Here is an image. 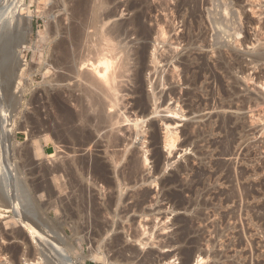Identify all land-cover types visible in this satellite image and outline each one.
Returning a JSON list of instances; mask_svg holds the SVG:
<instances>
[{"label":"rangeland","instance_id":"obj_1","mask_svg":"<svg viewBox=\"0 0 264 264\" xmlns=\"http://www.w3.org/2000/svg\"><path fill=\"white\" fill-rule=\"evenodd\" d=\"M10 1L0 0V9H6ZM79 1L26 0L27 8L22 13L23 18L32 19L33 48L22 53L28 66L20 96L12 99L4 94L5 78L0 72V183H4L10 198L9 204L0 199V264H61L55 259L57 253H61L65 264H148L150 260L149 264H197L201 251L205 257L202 264H264V62L253 61L255 50L264 41V31H260L264 0ZM105 22H109L106 28L113 23L127 25L130 35L139 29L151 35L146 41H137L135 35L123 36V47L128 51L146 49L145 69L137 85L133 73L139 66L134 60L130 62L132 72L120 80L123 89L119 99L123 102H119L117 111L114 109L119 113L108 108L103 117L84 95L86 84L74 79L59 81L69 74L55 64L57 45L73 26L88 25L87 40L95 37V42L97 29ZM57 24L61 33L55 36L52 29L56 32ZM259 39L254 48L252 43ZM93 41H87L86 47L91 46L94 53ZM196 72L201 75L198 84H193ZM255 101L262 103L263 110ZM167 107L177 112L181 108L184 117H174ZM144 109L145 116L141 114ZM1 111L7 112L8 119L11 117L12 132L4 131ZM112 114H121L117 117L120 124H111ZM137 114L145 117L142 128H136L133 122ZM125 116L131 117V123L125 122ZM165 123L171 131H177L171 155L165 145ZM114 136L127 140V150L111 147ZM53 153L59 158L51 159ZM113 156H119L120 161ZM53 169L58 172H51ZM113 194L119 197L115 207L107 211ZM40 231L49 237H44L48 238L46 242L56 240L60 244L61 248L55 247L57 253L53 255L38 246ZM117 240L125 247L112 248ZM93 254L103 260H94Z\"/></svg>","mask_w":264,"mask_h":264},{"label":"bare ground","instance_id":"obj_2","mask_svg":"<svg viewBox=\"0 0 264 264\" xmlns=\"http://www.w3.org/2000/svg\"><path fill=\"white\" fill-rule=\"evenodd\" d=\"M62 1V0H61ZM81 1H88V0H81ZM81 1H79V2H81ZM130 1V0H129ZM188 1V0H187ZM64 2V1H63ZM68 2V1H67ZM73 2V1H72ZM97 2H99V1H97ZM102 2H103V0H102ZM193 2V1H192ZM191 2V3H192ZM56 3H58V2H56ZM60 3V2H59ZM105 3H107V2H105ZM254 3V2H253ZM3 4V3H2ZM71 4V3H70ZM87 4V3H86ZM94 4V3H93ZM185 4V3H184ZM187 4V3H186ZM194 4V3H193ZM196 4V3H195ZM256 4V3H255ZM260 4H262V3H260ZM7 5H9L7 8L6 7H3V8H6V9H2V7H1V9H0V54H1V56H0V61L2 62V69H1V67H0V72H1V74L4 76V78H5V84H6V90H5V92H4V94L5 95H7V96H9V98H14V97H16V96H20V93L23 91L22 89H23V87H24V83H23V77H24V74H25V71H26V69H27V66H28V64H27V62H25V61H23L22 60V53H23V51H25V50H30V49H32L33 47H32V44H31V42H30V31L32 30V19H31V17H28L27 19H25V18H23V11L27 8V3H26V0H11L10 1V4L8 3ZM103 5V4H102ZM101 5V6H102ZM227 5V4H226ZM61 6H63L64 7V5H61ZM78 6V5H77ZM82 6V5H81ZM104 6V5H103ZM110 6H111V4H110ZM134 6H136V5H134ZM197 6V5H196ZM251 6V5H250ZM258 6V5H257ZM82 7H84V6H82ZM90 7H91V5H90ZM99 7V6H98ZM108 7V6H107ZM120 7H122V6H120ZM140 8H141V6H139ZM177 7V6H176ZM225 7V6H224ZM262 6H260V8H261ZM65 8V7H64ZM86 8V7H85ZM112 8V7H111ZM136 8H137V6H136ZM163 8V7H162ZM188 8V7H187ZM196 8V7H195ZM57 9V8H56ZM107 9V8H106ZM105 9V10H106ZM128 9V8H127ZM135 9V8H134ZM262 10H261V13H260V15L261 16H264V11H263V7L261 8ZM63 10V9H62ZM79 10V9H78ZM100 11H101V9H99ZM98 10V11H99ZM105 10H104V12H105ZM192 10V9H191ZM254 10V9H253ZM255 10H257V9H255ZM57 11H58V9H57ZM56 11V12H57ZM70 11V10H69ZM103 11V10H102ZM107 11V10H106ZM110 11V10H109ZM130 11V10H129ZM226 11V10H225ZM240 11V10H239ZM60 12H62V11H60ZM108 12V11H107ZM143 12H145V11H143ZM191 12V11H190ZM242 12H243V10H242ZM253 12V11H252ZM256 12V11H255ZM67 13V12H66ZM106 13V12H105ZM115 13V12H114ZM183 13V12H182ZM94 14V13H93ZM96 14V13H95ZM142 14V13H141ZM175 14V13H174ZM240 14V13H239ZM238 14V15H239ZM258 14V13H257ZM73 15V14H72ZM81 15V14H80ZM90 15V14H89ZM89 15H88V17H89ZM99 15V14H98ZM111 15V14H110ZM117 15V14H116ZM197 15V14H196ZM242 15V14H241ZM245 15V14H244ZM254 15V14H253ZM252 15V16H253ZM256 15V14H255ZM67 16V15H66ZM91 16H92V14H91ZM77 17V16H76ZM80 17V16H79ZM94 17V16H93ZM93 17H91V19L93 18ZM98 17V16H97ZM101 17V16H100ZM62 18V17H61ZM134 18H135V16H134ZM134 18H133V20H134ZM260 18V17H259ZM77 19H80V18H77ZM104 19V18H103ZM216 19V18H215ZM65 20V19H64ZM109 20V19H108ZM168 20V19H167ZM190 20H191V18H190ZM93 21H95V20H93ZM117 21V20H116ZM132 21V20H131ZM163 21V20H162ZM162 21H161V23H162ZM195 21V20H194ZM54 22V21H53ZM59 22V21H58ZM66 22V21H65ZM86 22V21H85ZM98 22V21H97ZM101 22V21H100ZM125 22V21H124ZM136 22V21H135ZM139 22V21H138ZM215 22V21H214ZM242 22V21H241ZM240 22V23H241ZM84 23V22H83ZM88 23V22H87ZM106 23L107 22H105L101 27H98V29H97V39H96V43L93 41L94 40V38L95 37H93L91 40L96 44L95 46H94V53H93V51L91 52V46H89V48L90 49H87V47H86V45L88 44V42L87 41H90L89 43H92V41L91 40H87V30H86V28H87V26H86V24H82V26H80V27H78V26H73L74 28H73V30H69V31H71V32H69L68 33V35H67V38L65 37V39L64 40H62L61 42H59V44L57 45V48H56V50L58 51L57 52V54H58V57H57V61H56V64H55V66L57 67V68H62L63 70H65L68 74H69V76H63V77H60V78H58V80L59 81H67V80H71V81H73V79L74 80H78L80 83L82 82V84H86V86H84L83 87V89H86V91H83L84 92V95L87 97V99L88 98H90V101L92 100L93 102H94V105H95V107L96 108H98V113L97 114H99V115H101L102 113H105V111H106V109H110V112H113V111H117V107L119 108V102H123V101H120V97H119V95L121 94V92H122V87H121V79H123V78H125V76L126 75H128V74H130L131 72H132V70L129 68V66H130V62L131 61H136L137 62V66H139V68L137 69V70H135V72L133 73L134 74V78H135V80L137 81V85H139L140 83H141V81H140V79H141V74H142V72H143V70L145 69V64H144V60H145V54H146V49L145 48H143V50L142 51H139L138 49H129V51L126 49V47H123L124 45L123 44H126V43H124L123 42V36H128V35H130L129 34V32H128V30H127V28H126V26L123 24V23H113L112 25H111V27H109V28H106V26L107 25H109L108 23H107V25H106ZM129 23V22H128ZM243 23V22H242ZM258 23H260V21H258ZM60 24V23H59ZM59 24H57L58 26H56L58 29H56L55 28V30H57L56 32L54 31V28L52 29L53 30V32H54V34L53 35H55V36H57V34L58 33H61V30H60V25ZM81 24V23H80ZM101 24V23H100ZM131 24H133V25H135V23H131ZM140 24H142V23H140ZM166 24V23H165ZM216 24V23H215ZM246 24V23H245ZM257 24V23H256ZM261 24V23H260ZM62 25V24H61ZM70 25V24H69ZM75 25V24H74ZM156 25V24H155ZM161 25V24H160ZM164 25V24H163ZM220 25V24H219ZM242 25V24H241ZM51 26V25H50ZM129 26V25H128ZM157 26V25H156ZM252 26H253V24H252ZM256 26V25H255ZM259 26V25H258ZM257 26V27H258ZM53 27V26H52ZM92 27V26H91ZM169 27V26H168ZM172 27V26H171ZM224 27V26H223ZM260 27V26H259ZM258 27V28H259ZM92 28H94V27H92ZM130 28V27H129ZM158 28V27H157ZM219 28V27H218ZM222 28V27H221ZM257 28V29H258ZM65 29V28H64ZM162 29V28H161ZM170 28H168V30H169ZM185 29V28H184ZM226 29V28H225ZM89 30V29H88ZM96 30V29H95ZM137 30V29H136ZM153 30V29H152ZM167 30V29H166ZM220 30V29H219ZM170 31V30H169ZM185 31V30H184ZM255 31V30H254ZM260 31H264V20H263V22H262V25H261V28H260ZM259 31V32H260ZM51 32V31H50ZM53 32H51V33H53ZM91 32V31H90ZM161 32V31H160ZM50 33V34H51ZM88 33H89V31H88ZM94 33V32H93ZM92 33V34H93ZM131 33V32H130ZM151 33H152V31H151ZM226 33V32H225ZM264 33V32H263ZM67 34V33H66ZM96 34V33H95ZM160 34V33H159ZM162 34V33H161ZM163 34H165L164 32H163ZM167 34V33H166ZM257 34H259V33H257ZM52 35V36H53ZM90 35H91V33H90ZM90 35H89V37H90ZM132 35H135L136 36V40L137 41H146L147 40V37H149L151 34H149V36L147 35V32H145V31H142V30H140L139 29V31L137 30V31H135V32H133L130 36H132ZM193 35V34H192ZM163 36V35H162ZM161 36V37H162ZM165 36V35H164ZM170 36V35H169ZM62 37H63V35H62ZM160 37V36H159ZM252 37V36H251ZM250 37V38H251ZM127 38H130L129 36L127 37ZM126 38V39H127ZM247 38V37H246ZM256 38V37H255ZM262 38H264V37H262ZM160 39V38H159ZM49 40V39H48ZM135 40V41H136ZM157 40V39H156ZM260 40L261 39H259V41H256L255 43H252V46L255 48L256 47V45L258 44V43H260ZM126 41V40H125ZM130 41V40H129ZM136 41V42H137ZM163 41V40H162ZM175 41V40H174ZM187 41V40H186ZM186 41L184 40V42L186 43ZM190 41V40H189ZM239 41V40H238ZM243 41V40H242ZM262 42H263V44L262 43H260V45L258 46V48L255 50L256 51V53L254 52V50H252L256 55H254L255 57H253V61L254 62H264V41L263 40H261ZM157 42V41H156ZM164 42V41H163ZM183 42V43H184ZM191 42V41H190ZM195 42V41H194ZM250 42V41H249ZM142 43V42H141ZM159 43H160V41H159ZM169 43V42H168ZM173 43V42H172ZM176 43V42H175ZM37 44V43H36ZM132 44V43H131ZM130 44V45H131ZM135 44V43H134ZM137 44V43H136ZM163 44V43H162ZM179 44V43H178ZM235 44H237V43H235ZM251 44V43H250ZM262 44V45H261ZM89 45H91V44H89ZM128 46H130L129 44H127ZM181 45H183V44H181ZM180 45V46H181ZM202 45V44H201ZM240 45V44H239ZM127 46V47H128ZM159 46H160V44H159ZM168 46V45H167ZM199 46V45H198ZM237 46V45H236ZM146 47V46H145ZM188 47V46H187ZM186 47V48H187ZM190 47V46H189ZM193 47V46H192ZM36 48V47H35ZM55 48V47H54ZM53 48V49H54ZM93 48V47H92ZM130 48V47H129ZM140 48V47H139ZM148 48V47H147ZM180 48V47H179ZM238 48V47H237ZM36 50V49H35ZM125 50H127L128 52L127 53H125ZM187 50V49H186ZM34 51V50H33ZM165 51H166V48H165ZM172 51V50H171ZM184 51V50H183ZM178 52V51H177ZM248 52V51H247ZM250 52V51H249ZM253 53V54H254ZM55 54V53H54ZM56 54V55H57ZM221 55V54H220ZM193 56V55H192ZM233 56V55H232ZM238 56V55H237ZM167 57V56H166ZM177 57V56H176ZM189 57V56H188ZM222 57V56H221ZM165 58V57H164ZM233 58V57H232ZM163 59V58H162ZM196 59V58H195ZM238 59V58H237ZM251 59V58H250ZM56 60V59H55ZM154 60V59H153ZM156 60V59H155ZM224 60V59H223ZM169 61V60H168ZM146 62V61H145ZM199 62V61H198ZM156 63V62H155ZM185 63V62H184ZM159 64V63H158ZM157 64V65H158ZM188 64V63H187ZM199 64V63H198ZM249 64V63H248ZM264 64V63H263ZM149 65V64H148ZM155 65V64H154ZM221 65V64H220ZM147 66V65H146ZM188 66V65H187ZM237 66V65H236ZM252 66V65H251ZM149 67V66H148ZM200 67V66H199ZM208 67V66H207ZM228 67V66H227ZM135 68V67H134ZM176 68V67H175ZM192 68V67H191ZM202 68V67H201ZM201 68H198L199 70H202ZM223 68H225V66L223 67ZM241 68V67H240ZM177 69V68H176ZM204 69V68H203ZM210 69V68H209ZM255 69V68H254ZM190 70V69H189ZM197 70V69H196ZM47 71H48V73H51V71L50 70H48L47 69ZM46 71V72H47ZM54 71H56V70H54ZM206 71V70H205ZM193 72V71H192ZM209 72V71H208ZM204 73V72H203ZM52 74V73H51ZM132 74V75H133ZM190 74V73H189ZM246 74V73H245ZM54 75V74H53ZM56 75V74H55ZM200 75L201 74H199L198 72H196V74H194V76H193V80H192V83L193 84H196L197 82H198V80H199V78H200ZM207 75V74H206ZM209 75V74H208ZM207 75V76H208ZM255 76V75H254ZM52 77V76H51ZM59 77V76H58ZM127 78V77H126ZM129 79H130V77H128ZM54 79V78H53ZM128 79V80H129ZM173 79V78H172ZM249 79V78H248ZM131 80V79H130ZM211 80V79H210ZM246 80V79H245ZM259 80H260V78H259ZM58 81V82H59ZM70 81V82H71ZM124 81V80H123ZM127 81V80H126ZM165 81V80H164ZM3 82V81H2ZM52 82H54V81H52ZM69 82V83H70ZM32 83V82H31ZM62 83V82H61ZM65 83V82H64ZM72 83V82H71ZM128 83V82H127ZM130 83V82H129ZM57 84V83H56ZM74 84V83H73ZM198 84V83H197ZM67 85H68V83H67ZM69 85H71V84H69ZM76 85V84H75ZM129 85V84H128ZM136 85V86H137ZM190 85V84H189ZM258 85V84H257ZM259 85H260V83H259ZM1 86V85H0ZM4 86V85H3ZM64 86V85H63ZM141 86V85H140ZM67 87V86H66ZM71 87H72V85H71ZM82 87V86H81ZM86 87V88H85ZM2 88V87H1ZM0 88V89H1ZM5 88V87H4ZM59 88H61V87H59ZM70 88V87H69ZM129 88V87H128ZM143 88V87H142ZM141 88V89H142ZM163 88H164V86H163ZM259 88V87H258ZM263 88H264V84H263ZM76 89V88H75ZM82 89V90H83ZM208 89V88H207ZM79 90H81V89H79ZM172 90V89H171ZM139 91H140V89H138V90H136L135 92L136 93H139ZM143 91V90H142ZM261 91V90H260ZM55 92H56V90H55ZM59 92V91H58ZM130 92V91H129ZM155 92V91H154ZM72 93V92H71ZM81 93H82V91H81ZM261 93V92H260ZM52 94V93H51ZM75 94V93H74ZM131 94V93H130ZM172 94V93H171ZM56 95V94H55ZM81 95V94H80ZM126 95V94H125ZM137 95V94H136ZM154 95V94H153ZM68 96H70V95H68ZM124 96V95H123ZM148 96V95H147ZM224 96V95H223ZM81 97V96H80ZM134 97V96H133ZM214 97V96H213ZM227 97V96H226ZM264 97V96H263ZM84 98V97H83ZM148 98H149V96H148ZM152 98V97H151ZM225 98V97H224ZM231 98V97H230ZM53 99V98H52ZM67 99V98H66ZM71 99V98H70ZM241 99V98H240ZM257 99V98H256ZM65 100V99H64ZM161 100V99H160ZM13 101V100H12ZM18 101V100H17ZM67 101V100H66ZM71 101V100H70ZM84 101V100H83ZM88 101V100H87ZM148 100H146V102H147ZM151 101V100H150ZM157 101V100H156ZM200 101V100H199ZM248 101V100H247ZM10 102H11V100H10ZM14 102H16L15 100H14ZM13 102V103H14ZM134 102V101H133ZM141 102V101H140ZM245 102V101H244ZM256 102V101H255ZM77 103V102H76ZM90 103V102H89ZM150 103V102H149ZM16 104V103H15ZM59 104V103H58ZM123 104V103H122ZM130 104V103H129ZM160 104V103H159ZM164 104V103H163ZM262 103H260V101H258V102H256V106L258 107V106H260L259 108L260 109H262L263 110V108H261V105ZM12 105V104H11ZM147 105V104H146ZM145 105V106H146ZM149 105V104H148ZM168 105V104H167ZM178 105V104H177ZM192 105H193V103H192ZM233 105V104H232ZM13 106V105H12ZM82 106V105H81ZM85 106V105H84ZM123 106V105H122ZM151 106V105H150ZM156 106V105H155ZM164 106V105H163ZM162 106V107H163ZM227 106V105H226ZM264 106V105H263ZM86 107V106H85ZM92 107V106H91ZM132 107V106H131ZM149 107V106H148ZM71 108V107H70ZM82 108V107H81ZM93 108V107H92ZM91 108V109H92ZM121 108V107H120ZM125 108V107H124ZM134 108V107H133ZM165 108V107H164ZM171 108H173V107H171ZM171 108H169V107H167V112L168 113H171V114H173L174 115V117H179L180 116V112L181 111H183V110H181L180 112H179V109H181V108H178V112H177V110L176 111H174V109H171ZM208 108V107H207ZM225 108V107H224ZM252 108V107H251ZM250 108V111L251 110H254V108L253 109H251ZM78 109V108H77ZM90 109V108H89ZM115 109V110H114ZM126 109V108H125ZM125 109H123V110H125ZM160 109V108H159ZM158 109V110H159ZM161 109H163V108H161ZM166 109V108H165ZM176 109V108H175ZM221 109V108H220ZM247 109V108H246ZM256 109V108H255ZM258 109V108H257ZM14 110V109H13ZM81 110V109H80ZM119 110V109H118ZM121 110V109H120ZM134 110V109H133ZM149 110H151V109H149ZM154 110H155V108H154ZM153 110V111H154ZM158 110L156 111V112H154L153 114H156V113H158ZM205 110V109H204ZM211 110V109H210ZM214 110V109H213ZM248 110H249V108H248ZM7 111V110H6ZM6 111H1L2 112V114H1V121H2V126H3V129H4V131L5 132H12V128L14 127V125H13V121H12V119H11V117H10V119H8L9 117H8V114H6L7 112ZM86 111V110H85ZM108 111V110H107ZM115 111V113H117ZM152 111V112H153ZM165 111V110H164ZM215 111V110H214ZM227 111V110H226ZM226 111H225V113H226ZM89 112V111H88ZM134 112V111H133ZM132 112V113H133ZM146 112H147V109H144V111H143V113L141 112V114H144V116H145V114H146ZM151 112V113H152ZM193 112V111H192ZM205 112V111H204ZM211 112V111H210ZM264 112V111H263ZM67 113V112H66ZM80 113V112H79ZM91 113V112H90ZM95 113H96V111H95ZM119 113V112H118ZM117 113V114H118ZM124 113V112H123ZM88 114V113H87ZM86 114V115H87ZM116 114V115H117ZM121 114H122V111H121ZM120 114V115H121ZM140 114V113H139ZM258 114H261V113H258ZM79 115V114H78ZM93 115V114H92ZM105 115V114H104ZM104 115L102 114V116L104 117ZM107 115V114H106ZM109 115V114H108ZM120 115H117V116H115V115H111L110 116V118H111V124H113V126L114 125H118V124H120L121 122H119L120 120L118 119L119 117L118 116H120ZM124 115H126V114H124ZM123 115V116H124ZM210 115V114H209ZM254 115V114H253ZM88 116V115H87ZM102 116H101V118H102ZM136 117H135V121H133L134 123H135V127L137 128L142 122V119L143 118H145L144 116H142L143 118H141L138 114L137 115H135ZM147 116V115H146ZM63 117V116H62ZM98 117V116H97ZM100 117V116H99ZM98 117V118H99ZM109 117V116H108ZM118 117V118H117ZM148 117V116H147ZM184 116L181 114V116H180V118H183ZM263 117H264V115H263ZM88 118H90V117H88ZM96 118V117H95ZM125 118H126V120H125V122L126 121H128V122H130L131 123V119H128V118H131V117H126L125 116ZM168 118H172V117H168ZM105 119V118H104ZM229 119V118H228ZM254 119V118H253ZM83 120V119H82ZM98 121H99V119H97ZM103 120V119H102ZM110 120V119H109ZM117 120H119V121H117ZM122 120V119H121ZM134 120V119H133ZM169 120V119H168ZM227 120V119H226ZM75 121V120H74ZM105 121H107V120H105ZM105 121H104V123H105ZM261 121V120H260ZM264 121V120H263ZM66 122V121H65ZM78 122V121H77ZM80 122V121H79ZM88 122V121H87ZM91 122V121H90ZM97 122V121H96ZM168 122V121H167ZM74 123V122H73ZM81 123H83V122H81ZM99 123V122H98ZM107 123V122H106ZM123 123H124V120H123ZM127 123V122H126ZM227 123V122H226ZM262 123V122H261ZM89 124V123H88ZM144 124V123H143ZM164 124V123H163ZM169 123H165V125H166V131H167V137L165 136V138L164 139H166V148L169 150L168 151V153L170 154V150H172V149H174L175 148V144H176V141H175V139H174V135L176 136V133L175 132H177V131H175V132H173V131H171V129H170V125H168ZM82 125V124H81ZM92 125V124H91ZM99 125H102V123L100 124L99 123ZM104 125V124H103ZM223 125V124H222ZM88 126H90V125H88ZM109 126H110V123H109ZM141 126V125H140ZM139 126V127H140ZM224 126V125H223ZM253 126V125H252ZM260 126V125H259ZM99 127H101V126H98V128ZM143 126H141V128H142ZM104 128V127H103ZM105 128H107V127H105ZM111 128H112V126H111ZM115 128V127H114ZM113 128V129H114ZM155 128V127H154ZM36 129V128H35ZM84 129V128H83ZM100 129V128H99ZM98 129V130H99ZM237 129V128H236ZM238 129H239V127H238ZM40 130V129H39ZM48 130V129H47ZM97 130V131H98ZM100 130H102V129H100ZM41 131V130H40ZM110 131V130H109ZM122 131V130H121ZM38 132V131H37ZM48 132V131H47ZM46 132V133H47ZM81 132V131H80ZM96 132V131H95ZM185 132V131H184ZM49 133H50V131H49ZM84 133V132H83ZM101 133H102V131H101ZM110 133V132H109ZM108 133V134H109ZM129 133V132H128ZM139 133V132H138ZM144 133V132H143ZM261 133V132H260ZM43 134V133H42ZM41 134V135H42ZM141 134V133H140ZM255 134V133H254ZM263 134H264V126H263ZM37 135V134H36ZM91 135V134H90ZM110 136V135H109ZM131 136V135H130ZM197 136V135H196ZM84 137V136H83ZM104 137V136H103ZM154 137V136H153ZM201 137V136H200ZM74 138V137H73ZM101 138V137H100ZM110 138H112V137H110ZM109 138V139H110ZM196 138V137H195ZM194 138V139H195ZM255 138V137H254ZM106 139V138H105ZM113 139V138H112ZM121 139H123V138H121ZM121 139H119L118 137H115L114 136V139L113 140H111V143L110 144H112V146L111 147H114V149L116 148L117 149V147H119V146H122V147H124V149H126L127 150V148L129 147V143H128V145L126 144L125 145V142L127 141H123V140H121ZM127 139V138H126ZM138 139V138H137ZM158 139H159V137H158ZM231 139V138H230ZM242 139V138H241ZM75 140V139H74ZM82 141H83V139H82ZM187 141V140H186ZM229 141V140H228ZM233 141V140H232ZM243 141V140H242ZM89 142H90V140H89ZM165 142V141H164ZM193 142V141H192ZM82 143V142H81ZM105 143V142H104ZM133 143V142H132ZM195 143V142H194ZM90 144V143H89ZM155 144V143H154ZM38 145V144H37ZM99 145V144H98ZM153 145V144H152ZM218 145V144H217ZM131 146V145H130ZM242 146V145H241ZM244 146V145H243ZM56 147V146H55ZM87 147V146H86ZM89 147V146H88ZM189 147H191V146H189ZM90 148V147H89ZM88 148V149H89ZM165 148V149H166ZM55 149V148H54ZM113 149V148H112ZM119 149V148H118ZM117 149V150H118ZM122 149V148H121ZM130 149V148H129ZM251 149V148H250ZM34 150V149H33ZM85 150V149H84ZM95 150V149H94ZM83 151V150H82ZM153 151V150H152ZM84 152V151H83ZM105 152V151H104ZM75 153V152H74ZM87 153H90V152H87ZM54 154V153H53ZM58 154V153H57ZM76 154V153H75ZM74 154V155H75ZM112 154V153H111ZM114 154H116V155H118V153H117V151H116V153H114ZM113 154V155H114ZM83 155V154H82ZM115 155V156H116ZM171 155V154H170ZM51 156V157H50ZM50 156H48V157H50L51 159L55 156V154L54 155H50ZM67 156V155H66ZM68 156H70V155H68ZM56 157V156H55ZM54 157V158H55ZM58 157V156H57ZM56 157V158H57ZM72 157V156H71ZM75 157V156H74ZM104 157H106L105 155H104ZM114 157V156H113ZM118 157V159L117 160H119V156H117ZM117 157H114V158H117ZM125 157V156H124ZM42 158V157H41ZM59 158V157H58ZM64 158V157H63ZM110 158V157H109ZM46 159H47V157H46ZM67 159V158H66ZM75 159V158H74ZM38 160H41V159H38ZM48 160V159H47ZM57 160V159H56ZM73 160V159H72ZM116 160V159H115ZM133 160H134V158H133ZM146 160V159H145ZM62 161V160H61ZM114 161V160H113ZM120 161V160H119ZM122 161V160H121ZM135 161V160H134ZM146 161H148V159L146 160ZM52 162V161H51ZM88 162V161H87ZM86 162V163H87ZM39 163V162H38ZM41 163V162H40ZM47 163H48V161H47ZM74 163V162H73ZM118 163V162H117ZM49 164H51V163H49ZM58 164V163H57ZM64 164V163H63ZM67 164H68V162H67ZM90 164V163H89ZM116 164V163H115ZM56 165V164H55ZM82 165V164H81ZM87 165V164H86ZM111 165V164H110ZM121 165V164H120ZM52 166V165H51ZM67 166V165H66ZM71 166V165H70ZM112 166V165H111ZM39 167V166H38ZM57 167V166H56ZM116 167V166H115ZM126 167V166H125ZM137 167V166H136ZM42 168V167H41ZM47 168V167H46ZM81 168H82V166H81ZM90 168V167H89ZM56 169V168H55ZM58 170L60 169L59 167L57 168ZM68 169H69V167H68ZM76 169H77V167H76ZM107 169H108V167H107ZM122 169V168H121ZM47 170V169H46ZM58 170H54L53 169V171H51V172H58ZM132 170V169H131ZM114 171V170H113ZM62 172V171H61ZM115 172V171H114ZM132 172V171H131ZM136 172V171H135ZM32 173V172H31ZM60 173V172H59ZM71 173V172H70ZM79 173V172H78ZM77 172H76V174H78ZM95 173H96V171H95ZM118 173V172H117ZM128 173H130V172H128ZM52 174H54V173H52ZM51 174V175H52ZM75 174V175H76ZM101 174V173H100ZM116 174V173H115ZM127 174V173H126ZM138 174V173H137ZM136 174V175H137ZM40 175V174H39ZM41 175H43V174H41ZM58 175V174H57ZM64 175V174H63ZM108 175V174H107ZM117 175V174H116ZM128 175V174H127ZM135 175V174H134ZM31 176V175H30ZM59 176V175H58ZM61 176V175H60ZM59 176V177H60ZM80 176V175H79ZM35 177V176H34ZM50 177V176H49ZM54 177H55V175H54ZM85 177V176H84ZM96 177V176H95ZM106 177V176H105ZM126 177V176H125ZM130 177V176H129ZM135 177V176H134ZM70 178V177H69ZM80 178V177H79ZM90 178V177H89ZM34 179V178H33ZM54 180H55V178H53ZM64 179V178H63ZM75 179V178H74ZM81 179V178H80ZM83 179V178H82ZM81 179V180H82ZM92 179V178H91ZM3 180V179H2ZM42 180V179H41ZM58 180V179H57ZM62 180V179H61ZM66 180V179H65ZM85 180V179H84ZM103 180V179H102ZM131 180V179H130ZM180 180V179H179ZM83 181V180H82ZM134 181V180H133ZM56 182V181H55ZM55 182H54V184H55ZM70 182V181H69ZM94 182V181H93ZM124 182V181H123ZM202 182V181H201ZM58 183V182H57ZM74 183V182H73ZM109 183V182H108ZM48 184H50V183H48ZM53 184V183H52ZM63 184V183H62ZM75 184V183H74ZM76 184H77V182H76ZM94 184V183H93ZM133 184V183H132ZM175 184V183H174ZM3 185H4V183L2 184V183H0V199H3V200H5L4 202H6V201H10V198H9V196H6V193H5V191H4V188H3ZM87 185V184H86ZM126 185V184H125ZM135 185V184H134ZM133 185V186H134ZM171 185V184H170ZM173 185V184H172ZM5 186V185H4ZM62 186H64V185H62ZM62 186H61V188H62ZM70 186H71V184H70ZM83 186V185H82ZM90 186V185H89ZM168 186V185H167ZM60 187V186H59ZM75 187V186H74ZM103 187V186H102ZM120 187V186H119ZM127 187V186H126ZM130 187H131V185H130ZM191 187V186H190ZM197 187V186H196ZM43 188V187H42ZM56 188H57V184H56ZM60 188V190H62ZM133 188H135V187H133ZM41 189V188H40ZM58 189V188H57ZM71 189V188H70ZM99 189V188H98ZM123 189V188H122ZM192 189V188H191ZM6 190V189H5ZM68 190V189H67ZM109 190V189H108ZM115 190V189H114ZM118 190V189H117ZM130 190V192H131V189H129ZM133 190V189H132ZM21 191V193L23 192L22 190H20ZM123 191V190H122ZM135 191H136V189H135ZM250 191V190H249ZM34 192V191H33ZM62 192V191H61ZM68 192V191H67ZM99 192V191H98ZM125 192V191H124ZM183 192V191H182ZM252 192V191H251ZM20 193V192H19ZM20 193V194H21ZM24 193V192H23ZM22 193V195H24ZM31 193V192H30ZM43 193V192H42ZM41 193V194H42ZM101 193V192H100ZM105 193V192H104ZM147 193V192H146ZM20 194H19V196H20ZM44 194V193H43ZM42 194V195H43ZM65 194V193H64ZM107 194V193H106ZM118 194H120V192L118 193ZM135 194V193H134ZM170 194V193H169ZM249 194V193H248ZM7 195H9L8 193H7ZM29 195V194H28ZM41 195V196H42ZM80 195V194H79ZM123 195V194H122ZM130 195V194H129ZM181 195V194H180ZM26 196V195H25ZM61 196V195H60ZM73 196V195H72ZM89 196V195H88ZM124 196V195H123ZM126 196V195H125ZM141 196V195H140ZM193 196V195H192ZM248 196V195H247ZM27 197V199H28V196H26ZM25 197V198H26ZM49 197H50V195H49ZM52 197V196H51ZM80 197V196H79ZM111 197V200L109 201L110 203H109V206L107 207L106 206V210L108 211L109 209H111L116 203V201H117V197H119L118 195H116L115 196V194H113L112 196H110ZM138 197V196H137ZM178 197V196H177ZM20 198V197H19ZM46 198V197H45ZM63 198V197H62ZM65 198V197H64ZM81 198V197H80ZM90 198V197H89ZM99 198H100V196H99ZM101 198H103V197H101ZM16 199V198H15ZM31 199H33V198H31ZM120 199V198H119ZM131 199V198H130ZM21 200V199H20ZM26 200V199H25ZM36 200V199H35ZM59 200V199H58ZM65 200V199H64ZM91 200V199H90ZM95 200H97V199H95ZM123 200H124V198H123ZM146 200V199H145ZM148 200V199H147ZM9 201H8V203L7 204H9ZM27 201V200H26ZM191 200H189V202H190ZM24 202V201H23ZM27 202H29V200L27 201ZM81 202V201H80ZM88 202V201H87ZM128 202V201H127ZM143 202V201H142ZM170 202V201H169ZM6 203H4V204H6ZM30 203V202H29ZM35 203V202H34ZM55 203V202H54ZM99 203V202H98ZM146 203V202H145ZM185 203V202H184ZM21 204V203H20ZM24 204V203H23ZM66 204V203H65ZM189 204V203H188ZM25 205V204H24ZM60 205V204H59ZM80 205V204H79ZM84 205V204H83ZM106 205V204H105ZM118 205H119V203H118ZM122 205V204H121ZM136 205V204H135ZM141 205V204H140ZM7 206H9V205H7ZM17 206H18V204H17ZM21 206V205H20ZM23 206V205H22ZM29 206H30V204H29ZM32 206V205H31ZM52 206H53V203H52ZM64 206V205H63ZM72 206V205H71ZM77 206V205H76ZM103 206V205H102ZM187 206V205H186ZM28 207V206H27ZM35 207V206H34ZM38 207V206H37ZM115 207V206H114ZM262 207V206H261ZM260 207V208H261ZM20 208H22V207H20ZM65 208H66V206H65ZM74 208V207H73ZM82 208V207H81ZM124 208V207H123ZM187 208V207H186ZM263 208V207H262ZM19 209V208H18ZM27 209V208H26ZM25 209V210H26ZM30 209H32V207L30 208ZM33 209H35V208H33ZM32 209V210H33ZM75 209V208H74ZM98 209H100V206H99V208ZM190 209V208H189ZM27 210H29V209H27ZM104 210V209H103ZM121 210V209H120ZM129 210V209H128ZM178 210V209H177ZM21 211V210H20ZM19 211V212H20ZM36 211V210H35ZM99 213L102 211H100V210H97ZM26 212V211H25ZM28 212V211H27ZM29 212H31V210H29ZM73 212V211H72ZM97 212V213H98ZM125 212V211H124ZM124 212H123V214H124ZM33 213H36V212H33ZM67 213V212H66ZM96 213V212H95ZM102 213V212H101ZM24 215H25V213H23ZM31 214V213H30ZM72 214V213H71ZM77 214V213H76ZM79 214V213H78ZM115 214V213H114ZM129 214V213H128ZM145 214H147V213H145ZM17 216H19V214H16ZM97 215H99V214H97ZM23 216V215H22ZM81 216V215H80ZM109 216V215H108ZM96 217V216H95ZM113 217V216H112ZM115 217V216H114ZM157 217H159V216H157ZM20 218V217H19ZM71 218V217H70ZM79 218V217H78ZM31 219V218H30ZM98 219V218H97ZM260 219V218H259ZM103 220V219H102ZM105 220V219H104ZM123 220V219H122ZM157 220V219H156ZM39 221V220H38ZM43 221V220H42ZM113 221V220H112ZM31 223V222H30ZM34 223V222H33ZM43 223V222H42ZM185 223V222H184ZM22 224V223H21ZM43 224H45V223H43ZM47 224V223H46ZM46 224H45V226H46ZM104 224V223H103ZM186 224V223H185ZM9 225V224H8ZM7 225V226H8ZM177 225V224H176ZM175 225V226H176ZM189 225V224H188ZM30 226V225H29ZM48 226V225H47ZM95 226V225H94ZM192 226V225H191ZM38 227V226H37ZM49 227V226H48ZM54 228H55V226H53ZM112 228V227H111ZM193 228V227H192ZM34 229H35V227H34ZM78 229H80V228H78ZM124 229H126V228H124ZM31 230V229H30ZM49 230H50V228H49ZM53 230V229H52ZM52 230H51V232H52ZM100 230V229H99ZM33 231V230H32ZM37 231V230H36ZM78 231V230H77ZM95 232H97V231H95ZM189 232V231H188ZM106 233V232H105ZM198 233V232H197ZM35 235H36V233H34ZM53 234V233H52ZM56 234V233H55ZM54 234V235H55ZM63 234V233H62ZM178 234V233H177ZM34 235V238H36V236ZM44 235H46V234H44V232H38V239L37 240H39V244H38V246L40 247H42V248H45L47 251H50V252H54L53 253V255L55 254V252H56V249H55V247H60V244L58 243V242H56V240H55V242H53V240L52 241H48V242H46V240H48V236H44ZM102 235V234H101ZM179 235V234H178ZM194 235V234H193ZM57 236H59L58 234H57ZM121 236V235H120ZM134 236V235H133ZM44 237H48L46 240L44 239ZM55 237V236H54ZM61 237V236H60ZM14 238V237H13ZM18 239V238H17ZM20 239V238H19ZM55 239V238H54ZM63 239V238H62ZM134 239V238H133ZM180 239V238H179ZM33 240V239H32ZM34 240H36V239H34ZM33 240V241H34ZM18 241H20V240H18ZM63 241V240H62ZM186 241V240H185ZM198 241V240H197ZM51 242H53L54 243V246H53V244L51 243ZM175 242V241H174ZM184 242V241H183ZM38 243V242H37ZM37 243H36V245H37ZM63 243H65L64 241H63ZM195 243V242H194ZM62 244V243H61ZM171 244V243H170ZM175 244V243H174ZM184 244V243H183ZM209 244V243H208ZM52 245V246H51ZM121 245H123V243L121 242V241H119V240H117L116 242H115V244H114V246L112 247V248H118V247H120ZM130 245V244H129ZM147 245V244H146ZM181 245V244H180ZM37 246V247H38ZM124 246V245H123ZM35 247V246H34ZM39 247L38 248H36V249H39ZM125 247V246H124ZM61 248V247H60ZM59 248V249H60ZM111 248V249H112ZM192 248V247H191ZM198 248V247H197ZM121 249V248H120ZM120 249H119V251H120ZM124 249V248H123ZM19 250V249H18ZM61 250V249H60ZM122 250V249H121ZM129 250V249H128ZM198 250V249H197ZM21 251V250H20ZM35 251V250H34ZM37 251V250H36ZM36 251H35V253H36ZM39 251V250H38ZM37 251V252H38ZM46 251V252H47ZM57 251H58V249H57ZM195 251V250H194ZM32 252V251H31ZM49 252V253H50ZM64 252V251H63ZM121 252V251H120ZM129 252V251H128ZM132 252V251H131ZM196 252V251H195ZM38 253H40V251L38 252ZM41 253H42V255L41 256H43V252L41 251ZM48 253V252H47ZM57 253V252H56ZM65 253V252H64ZM63 253V254H64ZM123 253V252H122ZM126 253V252H125ZM152 253V252H151ZM197 253V252H196ZM33 255H35L34 253H32ZM52 254V253H51ZM121 254V253H120ZM141 254V253H140ZM139 254V255H140ZM199 254V253H198ZM197 254V255H198ZM16 255V254H15ZM21 255V254H20ZM30 255V254H29ZM137 255V254H136ZM152 255V254H151ZM195 255V254H194ZM206 255H208V254H206ZM24 256V255H23ZM51 256V255H50ZM62 255H61V253H57V254H55V259L57 260L58 259V261H60V263L61 264H65V262H64V260L63 259H61L62 257H61ZM118 256V255H117ZM52 257V259L54 258L53 256H51ZM122 257V256H121ZM133 257V256H132ZM149 257V256H148ZM148 257H147V259H148ZM152 257V256H151ZM168 257V256H167ZM195 257V256H194ZM65 258V257H64ZM92 258H94V260H103L101 257H99L98 255H94L93 254V257ZM131 258V257H130ZM150 258V257H149ZM188 258V257H187ZM207 258H209V257H207ZM20 259V258H19ZM32 259V258H31ZM47 259H49L48 257H47ZM117 259V258H116ZM119 259V258H118ZM127 259H128V257H127ZM144 259V258H143ZM191 259V258H190ZM189 259V260H190ZM204 259H205V257H204V254L202 253V251H201V253H200V256H199V258H198V261H197V264H202V262L204 261ZM28 260V259H27ZM50 260V259H49ZM137 260V259H136ZM125 261V260H124ZM127 261H130V259L129 260H127ZM145 261H146V259H145ZM149 261V260H148ZM151 261V260H150ZM149 261V262H150ZM50 262V261H49ZM53 262V261H52ZM132 262V261H131ZM136 262V261H135ZM149 262H148V264H149ZM51 263V262H50ZM58 263V262H57ZM137 263V262H136ZM146 263V262H145ZM46 264H48V262L46 263ZM52 264V263H51ZM53 264H55V263H53ZM132 264V263H131ZM150 264H153V263H150ZM188 264H189V262H188Z\"/></svg>","mask_w":264,"mask_h":264}]
</instances>
